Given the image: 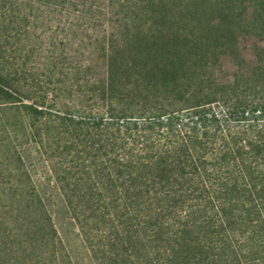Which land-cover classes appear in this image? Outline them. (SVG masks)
Segmentation results:
<instances>
[{
  "label": "trees",
  "instance_id": "trees-1",
  "mask_svg": "<svg viewBox=\"0 0 264 264\" xmlns=\"http://www.w3.org/2000/svg\"><path fill=\"white\" fill-rule=\"evenodd\" d=\"M34 1L106 22V111L0 76V187L34 145L94 264H264V0Z\"/></svg>",
  "mask_w": 264,
  "mask_h": 264
},
{
  "label": "rangeland",
  "instance_id": "rangeland-1",
  "mask_svg": "<svg viewBox=\"0 0 264 264\" xmlns=\"http://www.w3.org/2000/svg\"><path fill=\"white\" fill-rule=\"evenodd\" d=\"M197 1L208 10L247 0L184 3ZM107 29L34 0H0V76L42 109L102 118ZM20 157L29 183L0 187V264H94L36 146Z\"/></svg>",
  "mask_w": 264,
  "mask_h": 264
}]
</instances>
